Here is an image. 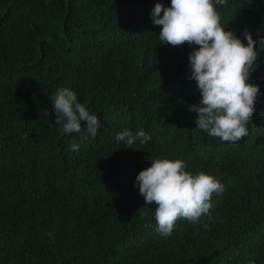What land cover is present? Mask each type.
Returning a JSON list of instances; mask_svg holds the SVG:
<instances>
[{
	"label": "trees",
	"instance_id": "trees-1",
	"mask_svg": "<svg viewBox=\"0 0 264 264\" xmlns=\"http://www.w3.org/2000/svg\"><path fill=\"white\" fill-rule=\"evenodd\" d=\"M156 3L171 0H0V264H264V51L249 135L211 137L190 110L198 46L160 42ZM217 10L245 44L264 36L258 0ZM62 87L98 116L95 138L55 123ZM125 128L151 139L126 148ZM158 158L223 184L210 217L180 219L170 236L136 185Z\"/></svg>",
	"mask_w": 264,
	"mask_h": 264
},
{
	"label": "clouds",
	"instance_id": "clouds-1",
	"mask_svg": "<svg viewBox=\"0 0 264 264\" xmlns=\"http://www.w3.org/2000/svg\"><path fill=\"white\" fill-rule=\"evenodd\" d=\"M258 3L263 23L258 27L264 32V2L258 0ZM225 4L227 0H171L170 6L156 3L152 19L161 26L158 35L161 43L174 47L185 43L198 46L188 57L189 79L195 80L201 95L200 103L190 106L198 114L197 127L223 142L236 143L249 135L247 125L252 121L260 95L259 85L250 83L249 79L259 57L257 43L264 51V36L257 42L246 32L245 44L233 31L226 30L217 10L218 5ZM243 24L245 27L244 21ZM51 103L55 123L62 126L64 134L87 133L83 135L85 140L88 135L96 137L99 118L78 101L75 91L58 88ZM150 139L145 131L134 133L128 128L116 135V140L125 142L126 148H132L136 141L144 144ZM71 148L78 151L79 145L73 143ZM151 161V166L136 176V185L145 205H155L154 217L161 235L170 236L180 219L199 224L202 217H210L211 198L223 191V184L216 176L186 170L187 164L182 159Z\"/></svg>",
	"mask_w": 264,
	"mask_h": 264
}]
</instances>
